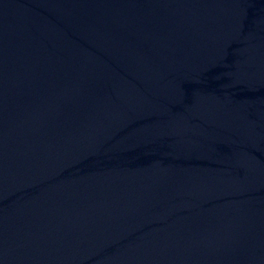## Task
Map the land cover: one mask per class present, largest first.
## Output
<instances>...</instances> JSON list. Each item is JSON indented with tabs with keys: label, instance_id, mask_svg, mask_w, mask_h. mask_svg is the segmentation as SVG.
<instances>
[{
	"label": "water",
	"instance_id": "95a60500",
	"mask_svg": "<svg viewBox=\"0 0 264 264\" xmlns=\"http://www.w3.org/2000/svg\"><path fill=\"white\" fill-rule=\"evenodd\" d=\"M0 264H264V0H0Z\"/></svg>",
	"mask_w": 264,
	"mask_h": 264
}]
</instances>
